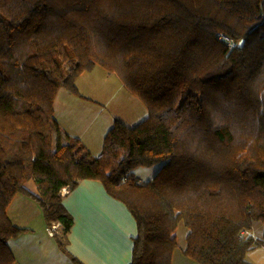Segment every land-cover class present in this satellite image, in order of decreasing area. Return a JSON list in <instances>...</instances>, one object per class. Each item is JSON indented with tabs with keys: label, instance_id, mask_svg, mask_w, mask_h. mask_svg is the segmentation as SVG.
Returning <instances> with one entry per match:
<instances>
[{
	"label": "trees",
	"instance_id": "16d2710c",
	"mask_svg": "<svg viewBox=\"0 0 264 264\" xmlns=\"http://www.w3.org/2000/svg\"><path fill=\"white\" fill-rule=\"evenodd\" d=\"M95 65L148 111L133 127L115 119L99 156L54 119L59 90L82 97ZM156 166L146 183L134 173ZM84 179L136 218L132 264H172L181 221L197 263L250 264L264 244L248 234L264 224V0H0V264L25 231L7 215L18 193L82 264L65 249L62 190Z\"/></svg>",
	"mask_w": 264,
	"mask_h": 264
},
{
	"label": "crops",
	"instance_id": "0c3cea01",
	"mask_svg": "<svg viewBox=\"0 0 264 264\" xmlns=\"http://www.w3.org/2000/svg\"><path fill=\"white\" fill-rule=\"evenodd\" d=\"M98 66L96 65L91 72L101 70L97 73L107 79L108 74L111 73H107ZM77 84L82 97L76 99L77 96L69 93L70 95L64 96L57 103L56 97L54 119L64 133L79 139L93 156H97L95 151H102L104 137L114 121L112 122L108 115L101 114L108 109L106 107L108 102L101 105L103 102H98L101 100L95 99L96 96L84 97L81 81L78 80ZM94 91L99 95H103L106 91L107 101L113 93L108 87H105V90L98 87ZM127 100L132 103L135 101L140 108L141 121L147 117V108L137 104L139 99L129 93ZM110 101L113 106L115 99ZM97 118L103 123V130L106 129V131L103 132L102 128L99 132L95 131ZM152 168L155 170L150 174V179L158 171V166ZM146 182L143 181V183ZM25 188L33 196L40 197L35 180L27 181ZM62 195L63 204L74 219V225L67 236L65 246L72 256L82 264H132L139 228L133 213L123 202L109 195L101 181L91 179L81 180L73 190L64 188ZM7 215L15 226L25 230L19 237L12 238L8 242L15 257L14 264H74L68 254L61 250L57 241H54L55 234L51 236L48 232L42 209L32 197L18 193L7 208ZM253 228L248 231V234L262 240L264 230L254 232ZM185 250L186 248L176 246L172 264H199L188 257ZM246 260L250 264H264V244L247 252Z\"/></svg>",
	"mask_w": 264,
	"mask_h": 264
},
{
	"label": "rangeland",
	"instance_id": "374dc122",
	"mask_svg": "<svg viewBox=\"0 0 264 264\" xmlns=\"http://www.w3.org/2000/svg\"><path fill=\"white\" fill-rule=\"evenodd\" d=\"M79 58L82 59L81 57H79ZM91 71H85L84 73L81 74L82 76L80 75L81 78L78 77V79L76 81V85H78L77 84L78 80L81 81V84H82L81 90L83 92L82 95L84 97L87 96V97H91V98H94L93 96H96L95 99L99 98V100H101L98 102H103V103H101V105L105 104V102H108V104H106L107 105L106 107H108V109H106L104 111L105 113H101V114L102 115H108L112 119V122L115 119H120L130 127H133V126L137 125L138 123H140V121L142 119L141 110L135 104V101H133L134 103H132L129 100H127V96L129 95V92L125 88V86L123 85L122 81L117 76V74H112V73L108 74L109 75L108 78L105 79L104 76L97 73V71H101V70H96L95 71L96 74L94 73V71L93 72H91ZM107 73H109V72H107ZM98 87H100L101 89H104V90H105V87H108V88H110V91H113V93L111 94L112 96L110 95L111 98L109 99V101L111 99H115L113 106L111 105L112 101H110V103H109V101H107L105 99V98H107V94H108L106 91H104L103 95H99L94 91ZM78 89H80V88H78ZM79 92H80V90H79ZM66 95H70V94L66 89L62 88L59 91V93L57 94L56 103L59 102L60 99H62ZM71 95H73V94H71ZM78 97H80V96H77L76 99H79ZM74 98H75V96H74ZM104 99H105V101H102ZM136 99H139V98L136 97ZM73 101H78V100L73 99ZM137 104L144 105L140 99L138 100ZM144 107H145V105H144ZM84 123H86V122H84ZM101 128H102L103 132L106 131V129L103 130V123L100 122L99 118H97V127H96L95 131L99 132L101 130ZM100 152L101 151H95V154H97V156H99L101 154ZM154 170H155L154 168L139 167V168H136L134 170V173L139 178L140 182L143 183V181L146 182L150 179L149 176H150V174H152L154 172ZM255 224L253 225L254 232H257V231L260 232L262 229L264 230V224L263 223L258 222ZM175 233L177 236V248H186V243H187L186 238H187L188 228L185 226V224L182 221L179 223V226H178ZM60 234H61V229L58 226L55 235H60ZM54 241H56V239Z\"/></svg>",
	"mask_w": 264,
	"mask_h": 264
},
{
	"label": "built area",
	"instance_id": "2783aa9c",
	"mask_svg": "<svg viewBox=\"0 0 264 264\" xmlns=\"http://www.w3.org/2000/svg\"><path fill=\"white\" fill-rule=\"evenodd\" d=\"M221 38L225 39L226 41L231 42L230 39L228 37L224 36V35H221ZM58 226H59V224H54L51 227L47 228V230H48V232L50 233L51 236H53L55 234V231L57 230Z\"/></svg>",
	"mask_w": 264,
	"mask_h": 264
}]
</instances>
